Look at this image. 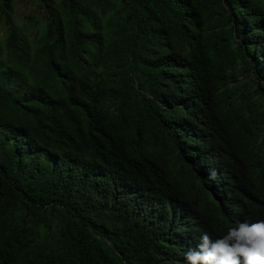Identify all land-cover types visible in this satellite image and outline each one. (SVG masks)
I'll list each match as a JSON object with an SVG mask.
<instances>
[{"label": "trees", "instance_id": "1", "mask_svg": "<svg viewBox=\"0 0 264 264\" xmlns=\"http://www.w3.org/2000/svg\"><path fill=\"white\" fill-rule=\"evenodd\" d=\"M38 8L0 0V264H187L264 220V0Z\"/></svg>", "mask_w": 264, "mask_h": 264}, {"label": "clouds", "instance_id": "2", "mask_svg": "<svg viewBox=\"0 0 264 264\" xmlns=\"http://www.w3.org/2000/svg\"><path fill=\"white\" fill-rule=\"evenodd\" d=\"M209 178H216L215 171ZM187 264H264V220L240 222L213 240L206 232L185 253Z\"/></svg>", "mask_w": 264, "mask_h": 264}, {"label": "rangeland", "instance_id": "3", "mask_svg": "<svg viewBox=\"0 0 264 264\" xmlns=\"http://www.w3.org/2000/svg\"><path fill=\"white\" fill-rule=\"evenodd\" d=\"M46 12L38 8V0H14V18L18 23H22L26 16L35 17L34 20L46 18ZM0 30L3 32L4 26L0 23Z\"/></svg>", "mask_w": 264, "mask_h": 264}]
</instances>
